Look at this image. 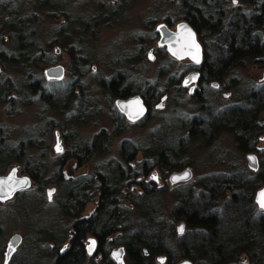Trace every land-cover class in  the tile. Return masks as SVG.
I'll return each instance as SVG.
<instances>
[{
    "label": "rangeland",
    "instance_id": "rangeland-1",
    "mask_svg": "<svg viewBox=\"0 0 264 264\" xmlns=\"http://www.w3.org/2000/svg\"><path fill=\"white\" fill-rule=\"evenodd\" d=\"M39 2L40 0H0V10L6 9L8 12L7 16L0 17V38H5L4 43L0 44L1 48L11 54L8 18L16 21L18 17H32L30 23L37 30L38 40L45 48L43 51L46 56L55 60L54 65H61L64 68V76L58 80L48 79L45 74V71L54 65L43 66L30 77L40 79L45 91L53 95L52 98H56L54 106L40 102V90L35 96L29 94L32 101L27 103H14L9 107L8 103L0 101V138L5 140L7 149L17 148L21 140L38 139L37 146H26L21 161H18L13 153L3 173L0 174L6 175L16 171L19 176H28L32 181L27 190L7 201H0V264H5L7 245L15 234L22 237V243L16 257L9 264L16 262L54 264L56 248L53 242L60 244L59 248L69 245L67 237L72 233L75 217L63 210L59 198L60 186L57 182L40 184L31 177L28 171L32 164H39L45 169V179H55L60 169L61 155L80 142L92 140L101 130H106L110 134L106 153L90 157L83 165L79 164L77 157L70 158L60 169L63 178L76 179L90 176L96 170L104 171L108 162L112 160L127 166L121 155L123 141L136 144L141 151L149 148L155 150L160 145L170 142L177 143L178 139L188 135L194 118L203 119L201 116L204 115L206 122L211 113L208 109L220 111L228 106L243 104L251 90L264 84V66L245 65L229 72L220 81V88L214 89L211 85L203 87L205 97L203 102L193 99L189 94V88L183 87L182 79L195 66L194 63L190 59H176L165 47H161L156 31L160 24L167 23L166 20L170 21L169 24L173 28L184 21L180 6L177 4L178 0H46L45 4L50 8L41 6ZM242 4L240 0L236 2L227 0L225 6L228 16L234 6ZM243 6L248 11L252 7L248 4ZM67 17L70 19L69 24L66 21ZM33 19L34 21H31ZM83 23L86 27H83ZM62 25L68 28L73 26L74 29H78V33H74L71 28L69 31L71 35L68 38L70 40L64 39L58 33ZM198 39L205 54L203 41L199 37ZM54 40L58 42L52 44ZM60 42L62 44H58ZM75 43L81 46V52L89 59L88 63L81 66L80 75L77 74L76 67L72 68L71 57L65 47ZM149 51H152L151 57ZM27 70L28 68H25L24 72H20L11 66L5 68L0 65V84L6 78H10L15 87H20L25 80L30 79L25 75ZM119 72L127 74L123 77V85L130 80L135 83L131 87L132 93L150 87L148 91L159 93V97L157 99L153 96L150 99L152 107L148 117L134 123L126 121L121 133L115 135L114 114L118 110L116 106L118 97L109 93L101 81H109ZM70 90H73L75 96L71 101H67ZM163 95L167 97L163 103L164 107L157 108L156 105L161 102ZM11 96L17 97L18 93L15 92ZM64 103L67 104L62 109ZM48 120L54 121L56 126L50 128L46 125ZM227 125L220 126L227 128ZM214 126L217 128V124ZM204 127L209 131L211 126L205 123ZM257 145L259 151L255 153L261 166L264 164V137H258ZM186 146V155L177 160L180 162L177 169L170 171L167 169L164 174L156 168L148 176L137 177L138 181L147 185L150 192L156 194L151 199L142 198L141 202L147 210L144 222L154 223V226L162 231L163 240L175 249V264L187 258L178 249V244L182 243L183 248L199 247L193 242V238L180 240L182 235L189 232V226L185 220L176 218L174 214V208L181 201L179 192L191 189L194 193H200L205 190L203 182L206 179L208 184H214L213 192H216L218 207H223L235 188L225 191L223 186L218 187V183L215 184L210 177H229L235 180L234 176H238L243 178L244 185L252 183L251 187L254 189L250 187L239 191L245 199L252 198L250 210L259 211L256 193L264 187L260 178L251 180L255 173L249 169L247 153L239 147L234 131L221 130L213 136L205 134L197 140H190ZM151 150L148 159L153 160L155 151ZM141 151L136 154L135 160L130 162L129 166L140 169L137 165L144 159ZM26 161H30V166L25 167ZM187 168L193 172L187 183L174 185L170 183L171 174ZM154 171L157 172V176L153 175ZM245 179L251 180V183L245 182ZM154 189L160 192L156 193ZM130 193L138 198L146 192L140 186L134 185L124 190L122 196ZM98 202L99 195L96 194L78 217L94 215ZM123 203L129 209L126 222L135 229L141 220V211L126 198ZM182 222H185V226L180 234L178 227ZM117 236L120 235L114 234L108 240ZM121 241L119 239L108 245L109 260L113 259L111 258L113 249L124 246ZM20 256L22 257L19 260ZM160 258L163 257L155 258L157 264L164 263V258L162 260ZM242 259L244 263L248 261L244 256ZM93 261L94 264H103L98 258ZM192 262L194 264V261ZM84 264L93 263L87 260ZM111 264H117L116 260ZM125 264H128L126 258Z\"/></svg>",
    "mask_w": 264,
    "mask_h": 264
},
{
    "label": "trees",
    "instance_id": "trees-1",
    "mask_svg": "<svg viewBox=\"0 0 264 264\" xmlns=\"http://www.w3.org/2000/svg\"><path fill=\"white\" fill-rule=\"evenodd\" d=\"M240 1L243 4L234 6L229 16L225 6L227 0H178L177 2L183 14L182 18L195 29L205 46L202 64L205 76L221 78L236 67L252 64L264 66V1ZM45 2L46 0H40L38 4L43 7L49 6ZM244 4L251 5V10H246ZM7 13L6 9L0 10V17L7 16ZM31 18L18 17L16 21L8 18L7 29L11 33L9 35L11 54L0 46V65L5 68L11 66L20 72L28 68L25 75L29 78L33 77V74L41 70L43 66L55 64L53 58L46 56L45 48L38 40L37 30L30 23ZM66 21L70 23L68 17ZM83 27H86V24L83 23ZM71 28L74 33H78V29H74L73 26L68 28L65 25L61 26L58 33L64 39L70 40L68 38L71 35L69 32ZM4 41L5 38L1 37L0 44ZM54 41L52 44L58 42ZM61 42L58 44H62ZM65 47L71 57L72 68L76 67L77 74L80 75L81 66L88 63L89 59L83 55L80 50L82 48L77 43L70 46L65 45ZM125 76L124 73L119 72L111 80L101 81V84L113 96L126 97L130 94L132 82L127 81L123 85L122 80ZM42 86L40 79L30 78L17 88L10 78H6L0 84V101L8 103L9 107L14 103H27L32 101L29 94L35 96L40 90V102L54 106L56 98H52L53 95L46 92ZM15 92L18 96L12 97L11 95ZM69 94L67 101H71V98L75 96L73 90H70ZM66 104L64 103L62 109L66 107ZM59 112L62 113V110ZM201 117L203 119L196 118L191 123L190 133L178 139L177 143L162 144L155 150L144 149L145 159L137 165L140 169L133 168L129 164L135 160L141 148L129 141H123L121 155L127 166H123L120 162L109 161L104 171L96 170L90 176L76 179L63 178L60 169L65 165V159L77 157L83 165L90 157L106 153L110 142V134L106 130H101L94 135L92 140L80 142L60 156V169L55 179H45V169L36 163L31 165L28 172L40 184H47L50 181L59 184L60 204L68 215L75 217L72 224L74 230L72 248L64 255H57L55 264H84L82 241L90 233L100 240L99 250L103 252L105 262L108 264H110L108 245H112L119 239L127 249L128 264H157L155 262L157 256L164 258H160L164 260L163 264H175V249L163 240L162 231L156 228L154 223L144 222L147 218V210L141 202L142 198L151 199L156 194L153 191L150 192L147 185L138 181L137 177L139 175L148 176L156 168L165 174L167 169L170 171L180 167V162L177 160L186 155V143L203 137L205 123L215 118H219L218 124L220 125L230 124L222 130L234 131L242 150H246L249 145H255L258 137L264 135V85L251 90L241 106L227 108L218 114L211 115L210 113L206 122L204 115ZM114 121L116 122L114 134L119 135L124 128L125 120L118 111L114 114ZM46 125L50 128L56 126L52 120H48ZM4 141L0 138V174L3 173L13 153H15V158L21 161L26 146H37L38 143L37 138H31L28 141L21 140L17 148L7 149ZM150 150L155 151L153 160L148 159ZM29 164L30 161H26L25 167L30 166ZM210 178H213L215 184L218 183V187L223 186L224 190L235 188V191L223 207H218L216 192H213L214 184H208L206 179L203 182L204 191L194 193L191 189H186L178 193L181 195V201L174 208V214L176 218L185 220L189 226V232L182 235L180 240L193 238V242L199 245V247L186 246L183 248L181 243L178 244V249L184 257L194 261V264H264V211L250 210L249 205H251L252 198L245 199L239 191L249 189L252 183L249 181L248 183L251 184L244 185L243 180H228L229 177L212 176ZM210 178L209 181H211ZM259 178L264 183V164H262ZM233 181L242 183H233ZM134 185L140 186L146 193L138 198L133 197L131 193L122 196L124 190ZM251 188L254 189V187ZM155 191L160 192L157 189ZM96 194L99 195V202L94 215L87 219H80L78 215ZM207 194L209 195L206 196ZM122 197L128 199L141 211L142 217L135 229H132L131 225L126 222L129 209L124 205ZM155 205L156 203L153 205L152 212H154ZM114 234L120 236L108 240ZM242 256L248 260L246 263L242 261Z\"/></svg>",
    "mask_w": 264,
    "mask_h": 264
},
{
    "label": "water",
    "instance_id": "water-1",
    "mask_svg": "<svg viewBox=\"0 0 264 264\" xmlns=\"http://www.w3.org/2000/svg\"><path fill=\"white\" fill-rule=\"evenodd\" d=\"M160 34V44L167 47L168 52L176 59H190L193 62H199L204 51L200 43L195 29L187 21H183L177 25L176 30L170 29L165 23L157 28ZM46 77L52 80L61 79L64 76V68L61 65L52 66L45 71ZM198 73H190L185 79V85H191L198 78ZM165 99V98H164ZM119 108L128 117L137 119L144 115L146 107L143 99L140 96L131 97L129 99H119L117 101ZM249 165L252 169H257V157L255 154H249ZM193 176L191 169L187 168L181 172H174L170 176L171 184L188 182ZM31 178L28 176H19L16 171H12L6 175H0V200H8L18 193L27 190L31 186ZM264 187L259 189L256 195V201L259 206L264 209ZM185 223L182 222L178 227L181 234ZM21 240L20 235H15L12 238L14 247L18 246ZM91 242H96L95 238L90 239ZM146 251V250H145ZM125 249L119 247L113 250L112 257L118 264H124ZM177 264H193L192 260L185 258Z\"/></svg>",
    "mask_w": 264,
    "mask_h": 264
},
{
    "label": "flooded vegetation",
    "instance_id": "flooded-vegetation-1",
    "mask_svg": "<svg viewBox=\"0 0 264 264\" xmlns=\"http://www.w3.org/2000/svg\"><path fill=\"white\" fill-rule=\"evenodd\" d=\"M237 0H235V2H236ZM184 21H186L185 19H184ZM166 22L167 23H165V22H163V23H165L166 25H168V27L170 28V29H173V30H176V28H177V26L175 27V28H173V27H171L170 26V21L169 20H166ZM162 23V24H163ZM161 25V24H160ZM158 28V27H157ZM157 31V30H156ZM157 34L159 35V45L161 46V47H165L166 48V50H167V47L164 45V44H160V34L158 33V31H157ZM168 51V50H167ZM151 54H152V51H149V57H151ZM193 62V61H192ZM203 62H204V56H203V58L199 61V62H193L194 63V65L195 66H193L191 69H190V71L188 72V74L186 75V77L190 74V73H192V72H194V73H198V78L197 79H195L193 82H192V84L191 85H189V86H187V85H185V79H186V77H184V79H182L183 81H182V84H183V87L184 88H189V94H190V96H192V98L193 99H195V100H198V101H201V102H203V100H205V97H204V89H203V87H205L206 85H211L214 89H218V88H220V81L221 80H223L224 79V77L227 75H225V76H222L221 78H212V77H210V76H205L204 74H203V68H202V64H203ZM54 66H56V65H54ZM125 75H127L126 73H124ZM131 82H132V87H133V85L135 84L132 80H130ZM264 85V84H263ZM130 86V87H131ZM138 87V86H137ZM148 89H151L150 87H148V88H143V89H141L140 91H136V92H134V93H132L131 91H130V94L128 95V96H126V97H118L117 98V100H116V106H117V111L123 116V118H124V120H125V122L126 121H129V122H139V121H141L142 119H144V118H146V117H148V115H149V113H150V109H151V107H152V103H151V101H150V99L153 97V96H155V97H157V99H158V97H159V93H153V92H149L148 91ZM130 90H131V88H130ZM137 93V94H136ZM148 93V94H147ZM136 96H140L142 99H143V101H144V104H145V107H146V110H145V113H144V115L143 116H141V117H139V118H137V119H132V118H130V117H128L124 112H122V110L119 108V106H118V104H117V101L119 100V99H129V98H131V97H136ZM229 96V95H228ZM165 98V99H164ZM166 96H162L161 97V102H159L157 105H156V107L157 108H163L164 107V101L166 100ZM242 104H236V105H233V106H228V107H226V108H224V109H222V110H220V111H215V110H213L212 108H210V109H208L210 112H211V114L212 113H215V114H218V113H220L221 111H223V110H225V109H227V108H231V107H238V106H241ZM201 118V117H200ZM196 118H194V120H195ZM199 119V118H198ZM194 120H192L191 121V123L194 121ZM125 122H124V124H125ZM201 122H203V120L201 121ZM218 122H219V118H215V119H213L212 121H208L207 123L211 126L212 125V123H213V128H212V126L210 127V130L209 131H207L208 129H206L205 128V130L203 131V134L205 135H211V136H213V135H215L216 133H218L219 131H221L222 130V128H224L223 126H220L219 124H218ZM214 124H217V128H215V126H214ZM116 127V126H115ZM190 133V130H189V132H188V134ZM260 136H262V137H264V135H260ZM257 141H258V139L256 140V142H255V145H249L248 146V148L246 149V150H244V151H246V153H247V155H246V158L248 159V167H249V169L251 170V171H253L255 174V176L253 177V178H251V180H257L258 178H259V174H260V170H261V167H262V165L260 166V163H259V159H258V156H257V154L255 153V152H258L259 151V149H258V145H257ZM252 144V143H251ZM68 152V151H67ZM67 152H65L64 154H66ZM138 152H140V151H138ZM137 152V153H138ZM142 152V154H143V151H141ZM63 154V155H64ZM249 154H255L256 155V157H257V164H258V168L257 169H252L251 167H250V165H249V158H248V155ZM62 156V155H61ZM72 158V157H71ZM70 159V158H69ZM69 159H65V163L69 160ZM144 159H145V156H144ZM143 159V160H144ZM142 160V161H143ZM113 161V160H112ZM141 161V162H142ZM79 164H81L80 163V161H79ZM153 175L154 176H157L158 174H157V172L156 171H154L153 172ZM207 178V177H206ZM234 179H236V180H238L239 179V181H242L243 180V178H239V177H234ZM228 180H232V179H230V178H228ZM251 180H249V179H245V181H247V182H249V181H251ZM187 183V182H186ZM258 192V191H257ZM21 193V192H20ZM19 194V193H18ZM17 194V195H18ZM256 195H257V193H256ZM16 196V195H15ZM14 196V197H15ZM13 198V197H12ZM11 199V198H10ZM256 199V198H255ZM9 200V199H8ZM1 201V200H0ZM3 201H7V200H2V202ZM257 202V201H256ZM258 204V203H257ZM259 205V204H258ZM260 207V206H259ZM260 210L261 211H263V209L260 207ZM93 216V215H92ZM80 219H83V218H85V219H87V218H90V217H79ZM185 223V222H184ZM73 228H72V233H71V235L70 236H68L67 237V240H69V245L68 246H66L65 248L63 247V248H59L60 247V244H56V242L54 241L53 242V246L56 248V258H55V262H56V259H57V255H64V254H66L69 250H70V248H72V244H71V241H72V239H73V235H74V233H73ZM15 235H19V234H15ZM14 235V236H15ZM14 236H12L11 237V239L9 240V242H8V245H7V250H6V253H5V264H9L11 261H12V259L13 258H15L16 257V253H17V250L19 249V247H20V245H21V243H22V237H21V240H20V243H19V245L18 246H16V247H14V245L12 244V238L14 237ZM91 238H95L96 239V242H91L90 241V239ZM56 244V245H55ZM82 246H83V249H84V262L83 263H85L87 260L89 261V263H93L94 264V261H93V259L95 260V258H98V259H100V261H101V263H103V264H105V259H104V256H103V252H101L100 250H99V248H100V240L94 235V234H92V233H90V234H88L86 237H85V239L82 241ZM120 247H124V249H125V256H124V264H125V258H126V253H127V249H126V247L125 246H120ZM114 250V249H113ZM113 250L111 251V258H113L112 257V252H113ZM21 257L22 256H20L19 257V260L21 259ZM114 259H110V260H108V262L111 264V262L113 261ZM18 262H16L15 264H17ZM116 263L118 264V262L116 261ZM55 264V263H54ZM107 264V263H106Z\"/></svg>",
    "mask_w": 264,
    "mask_h": 264
},
{
    "label": "snow or ice",
    "instance_id": "snow-or-ice-1",
    "mask_svg": "<svg viewBox=\"0 0 264 264\" xmlns=\"http://www.w3.org/2000/svg\"><path fill=\"white\" fill-rule=\"evenodd\" d=\"M58 150H59V148H58ZM49 195H51V193ZM262 195H264V194H262ZM262 206H264V204H262Z\"/></svg>",
    "mask_w": 264,
    "mask_h": 264
}]
</instances>
